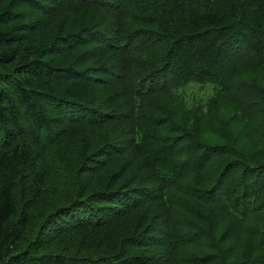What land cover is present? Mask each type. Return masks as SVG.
Returning a JSON list of instances; mask_svg holds the SVG:
<instances>
[{
  "label": "trees",
  "instance_id": "trees-1",
  "mask_svg": "<svg viewBox=\"0 0 264 264\" xmlns=\"http://www.w3.org/2000/svg\"><path fill=\"white\" fill-rule=\"evenodd\" d=\"M0 264H264V0H0Z\"/></svg>",
  "mask_w": 264,
  "mask_h": 264
},
{
  "label": "rangeland",
  "instance_id": "rangeland-1",
  "mask_svg": "<svg viewBox=\"0 0 264 264\" xmlns=\"http://www.w3.org/2000/svg\"><path fill=\"white\" fill-rule=\"evenodd\" d=\"M207 93H208V90L206 88H202L200 90L199 89H194L189 94L191 96H205Z\"/></svg>",
  "mask_w": 264,
  "mask_h": 264
},
{
  "label": "bare ground",
  "instance_id": "bare-ground-1",
  "mask_svg": "<svg viewBox=\"0 0 264 264\" xmlns=\"http://www.w3.org/2000/svg\"><path fill=\"white\" fill-rule=\"evenodd\" d=\"M27 1V0H26ZM12 4V3H11ZM10 74V73H9Z\"/></svg>",
  "mask_w": 264,
  "mask_h": 264
}]
</instances>
